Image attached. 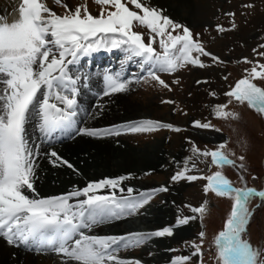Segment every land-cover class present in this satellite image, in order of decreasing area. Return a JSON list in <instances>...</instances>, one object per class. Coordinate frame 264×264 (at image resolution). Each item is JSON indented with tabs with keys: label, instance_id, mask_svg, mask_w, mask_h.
I'll use <instances>...</instances> for the list:
<instances>
[{
	"label": "snow or ice",
	"instance_id": "6c2138e0",
	"mask_svg": "<svg viewBox=\"0 0 264 264\" xmlns=\"http://www.w3.org/2000/svg\"><path fill=\"white\" fill-rule=\"evenodd\" d=\"M54 3L62 11L57 12L45 0H19L13 6L16 13L13 19L9 20L8 14L0 16V238L11 246L50 255L54 264H142L139 259L121 257L119 253L139 248L154 238L173 237L180 226L199 220L200 230L195 238L183 241L187 254L172 257L169 264H206V251L214 252L212 264H264V237L254 245L250 232L254 207H264V177L259 178L260 189L248 186L246 156L223 151L226 142L210 150L188 140L191 155L177 167L170 182L204 181L205 198L198 206L184 205L192 215L178 214L175 224L153 231L97 234L94 229L142 215L141 210L146 211L145 206L157 194L169 191L168 184L145 190L126 187L125 181L135 179L129 173L105 176L61 194L41 196L35 187L42 171L41 160L80 174L55 149L54 139L73 135L103 138L162 129L184 131L172 123L153 119L129 121L111 128L78 126L77 97L80 87H87L90 76L74 72L70 66L77 65L82 57L101 49H120L125 54L120 70L103 74V96L126 92L133 84L141 83L172 91L161 74L172 76L171 84L179 85L180 78L175 75L178 72L226 67L228 63L208 49L201 33L172 19L166 9L152 5L149 0H92L99 8L96 15L90 11L88 0L76 4L54 0ZM242 7L250 10L254 5L247 3ZM224 15L229 18L228 27L217 24L216 32L238 30L237 13L227 11ZM241 15L247 17L251 12ZM261 40L264 41V36ZM157 44L159 50L154 46ZM252 53L264 58V42L253 48ZM133 60L141 72L130 77L124 65ZM235 62L251 67L245 68L244 75L223 92L225 102L211 106L212 115L239 120V113L229 107L235 103L264 116V63L248 57ZM229 75H223L222 79L227 81ZM195 83L208 81L198 79ZM207 94L218 95L216 91ZM33 119L41 143L33 142L28 135L27 126ZM192 126L214 127L200 120L192 121ZM213 165L215 171H211ZM225 166L237 170L240 186L226 177L222 171ZM205 169L209 174H205ZM252 179L258 177L252 175ZM210 193L227 198L231 204L222 228L209 240L205 220L209 216ZM254 199L259 203L253 207Z\"/></svg>",
	"mask_w": 264,
	"mask_h": 264
},
{
	"label": "rangeland",
	"instance_id": "374dc122",
	"mask_svg": "<svg viewBox=\"0 0 264 264\" xmlns=\"http://www.w3.org/2000/svg\"><path fill=\"white\" fill-rule=\"evenodd\" d=\"M14 1L13 6L19 3V0ZM45 2L57 12L62 11L55 5L54 0H45ZM79 2L81 0H69L71 4ZM149 2L154 6L163 7L166 9V14L172 19L186 24L194 32L201 33V37L207 43L208 49L220 55L228 63L226 67L211 69L192 68L190 71L183 70L178 72L175 75L180 78L181 82L179 85L171 84L172 76L161 74V78L170 84L172 91L143 83L139 85L133 84L128 90V98L135 100L133 104L138 105L139 108L149 107L153 109L150 112L151 114H147L139 120H160L165 123H172L184 130L179 133L166 129L148 133H122L120 135L122 138L116 140V144H120L121 148H132L135 150H138L143 145H158V143H162V157H167L164 158L166 159V163H163L160 169L157 171L149 170L146 172L147 174L145 173L142 177H138L150 186L153 184V186L168 184L169 191L157 194L145 206L146 211L141 210L142 215L122 220V223H133L136 226L135 231H140V228H142L139 224L140 222L152 219L154 224L155 212L163 216L160 213V210H162L161 206L164 207L163 209L169 210L168 214L164 217L163 227L175 224L178 214L192 215L190 209L184 207V205L191 204L198 206L205 198L202 192L204 181L170 182V176L174 174L177 167L182 166L183 160L191 155L188 140L193 141L201 149L207 147L210 150L226 142V147L223 151L232 150L237 155L244 154L246 156V163L249 166V174H246V179L250 187L260 189L262 185L259 178L264 177V116L248 108L246 105L235 103L229 107L239 113V120H223L214 117L211 113V106L213 104L226 101L227 98L223 96V92L228 86L244 75L243 70L245 68L251 67V65L243 62L236 63L235 61L248 57L249 59L259 60L261 63H264V58L256 57L252 53L253 48H256L259 43L264 42L261 40V36H264V0H191L194 9L199 12L195 11L193 20L189 19L186 15H182L183 13H175L173 9L167 8L170 6L160 3L158 0H149ZM247 3H252L254 8L250 10L244 9L242 5ZM88 5L94 15L99 14L98 6L92 3V0H88ZM227 11H235L237 13L236 22L239 28L238 30L218 34L215 30V25L221 24L228 27L229 18L224 15ZM249 11L251 15L247 17L241 15L242 12ZM5 14H8L9 20L13 19L16 15L13 11L2 13V10H0V16ZM245 20H247L246 23ZM205 28H208L207 32H205ZM138 30L146 31L144 29ZM154 46L159 50L158 44ZM119 54L123 57V52H119ZM137 67H131L127 71V75L130 77L134 76L139 70ZM223 75H229L227 81L222 79ZM198 79L206 80L208 83L196 84L195 81ZM255 82L258 85L261 83L260 81ZM101 87L102 82L99 85L100 91ZM87 91L90 95V89H87ZM209 91H216L218 93L217 97L208 96L207 93ZM88 94L86 91L81 90V95H83L82 114L85 112V103L89 104L90 102L88 101ZM84 99L86 100L85 102ZM162 100H172L175 103H162ZM94 107L95 105L92 108ZM194 120L210 122L214 127L208 129L194 128L192 126V121ZM216 128L220 130L216 131ZM157 157L159 160L162 159L159 154ZM200 167L204 168V165L201 164ZM215 170L216 166L213 165L211 171ZM222 171L227 178L233 181L235 186H240L236 169L225 166ZM205 174H209L208 169H205ZM252 175H256L258 179L253 180ZM207 199L209 200V216L205 220V226L210 240L213 234L222 228L223 221L230 210L231 202L227 198H218L211 193ZM258 203L259 200L254 199L252 206L254 207ZM199 230V220L190 221L188 225L177 228L173 237L154 238L139 248L127 251L122 250L119 255L121 257L130 256L141 260L137 254L142 249H146L147 254L145 257L147 260H151V263L169 264L172 257L187 254L184 251L183 241L195 238ZM250 232L254 245H256L258 239L264 237V207H254V221ZM205 247L207 248V241ZM169 249H177V251H169ZM212 255H214V252H205L204 260L206 264H212Z\"/></svg>",
	"mask_w": 264,
	"mask_h": 264
},
{
	"label": "bare ground",
	"instance_id": "6f19581e",
	"mask_svg": "<svg viewBox=\"0 0 264 264\" xmlns=\"http://www.w3.org/2000/svg\"><path fill=\"white\" fill-rule=\"evenodd\" d=\"M158 1L170 6L167 8L173 9L175 13H183L182 15H186L192 20L194 14L198 12L194 9L191 0ZM14 2V0H0V10H2V13L8 11L12 12ZM119 52L122 51L120 49H111L107 51L101 49L89 56H84L90 58L91 64H97L102 68L101 74L89 71L90 68H87L86 71H80L79 68L74 70V72L79 71L87 73L90 76L87 87L82 85L77 97L79 112L76 120L78 126L111 128L112 126L123 125L129 121L142 119L145 115L151 114L150 112L153 111V109L149 107L139 108L138 105L133 104L135 100L128 98V91L114 93L110 96L102 95L103 74L114 68H116L115 70H120L122 67L125 54L123 53V57H121ZM108 56L113 57L114 60L110 61ZM84 57H82L81 60ZM133 63L138 65L134 60L128 61L124 65L126 73L128 69L133 67ZM70 67H77V65ZM99 81L102 82L101 91L99 89ZM87 89H90V95ZM81 90L86 91L89 95L88 101H90L89 104L85 103L84 114L81 112L83 105ZM85 101L84 99V102ZM93 105H95L94 108H92ZM100 105L103 106L102 109L98 108ZM27 131L33 142L41 143L40 134L35 128L34 119L29 122ZM120 138H122L120 135L103 138L73 135L61 142H57L56 139L52 140L55 149L63 157L68 159L79 170L80 174L77 175L73 173L72 170L68 169L66 166L52 167L46 160H41L40 168L42 171L40 172V178L36 181L35 187L41 196L61 194L71 190L73 187H83L88 181L98 180L105 176L114 177L118 175H127L129 173H131L135 179L125 181L124 184L126 187L131 186L138 190H145L160 186H153L154 184L150 186L147 182H143L141 178L138 177H142L149 170L157 171L163 163H166V159L164 158L167 157H162V143H158V145L153 143V145H143L140 146L138 150L132 148L123 149L120 144H116V140ZM158 154L162 159H158ZM163 208L164 207L161 206L162 210H160L163 216L157 212L154 213V224L152 219L140 222L139 224L142 227L140 231H153L161 228L164 217L169 212V210ZM123 221L111 225L98 226L94 229V232L97 234H122L127 231L136 230V226H134L133 223H122ZM146 251V249H142L137 256L142 260V264H153L151 260L149 261L146 259ZM125 258L134 259L130 256ZM0 264H54V257L50 255H39L35 252L27 251L23 247L11 246L4 239L0 238Z\"/></svg>",
	"mask_w": 264,
	"mask_h": 264
}]
</instances>
